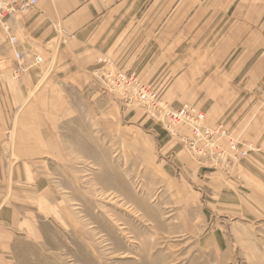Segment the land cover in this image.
Instances as JSON below:
<instances>
[{"label": "rangeland", "instance_id": "rangeland-1", "mask_svg": "<svg viewBox=\"0 0 264 264\" xmlns=\"http://www.w3.org/2000/svg\"><path fill=\"white\" fill-rule=\"evenodd\" d=\"M213 9L200 2L198 33L165 77L101 64L88 91L31 79L60 61L59 39L23 67L0 40L7 264H264V0ZM156 102L194 108L245 153L195 154L191 129Z\"/></svg>", "mask_w": 264, "mask_h": 264}, {"label": "crops", "instance_id": "crops-1", "mask_svg": "<svg viewBox=\"0 0 264 264\" xmlns=\"http://www.w3.org/2000/svg\"><path fill=\"white\" fill-rule=\"evenodd\" d=\"M201 1L37 0L34 8L12 19L10 27L25 51L43 50L59 39L60 61L54 69L48 64L43 75H30L31 79L39 81L44 76L48 88L54 81L88 91L92 89L88 87L92 80L88 73L101 64L145 77L157 72L160 79L163 74L165 77L167 61L181 60L183 43L192 41V35L198 33ZM215 1L227 0H205L206 6L212 2L214 10ZM0 40L10 50L1 34ZM98 57L108 61H96ZM263 63L257 61L256 65ZM155 66L158 71L153 69ZM3 211L5 205L0 203V264H7L8 228L6 219L1 221Z\"/></svg>", "mask_w": 264, "mask_h": 264}, {"label": "built area", "instance_id": "built-area-1", "mask_svg": "<svg viewBox=\"0 0 264 264\" xmlns=\"http://www.w3.org/2000/svg\"><path fill=\"white\" fill-rule=\"evenodd\" d=\"M37 0H0V34L7 41L10 50L14 55L17 65L23 67L24 61H33L34 65L42 64V58L25 51L19 46L16 37L10 27V21L18 18L30 9L36 6ZM125 80V75H118L117 79ZM129 81H131L129 79ZM139 97L142 102L148 103L150 92L142 87L139 91ZM155 113L166 120L170 125H187L191 129V138L188 140L190 146H187L197 155L207 157L210 152H218L224 157L238 159L245 151L237 140L227 138L221 128L215 130L208 129L203 125V115L194 108L184 105L177 110L170 109L162 102H156ZM225 138V144H219V141ZM223 146H227L223 148ZM241 146V147H240Z\"/></svg>", "mask_w": 264, "mask_h": 264}]
</instances>
